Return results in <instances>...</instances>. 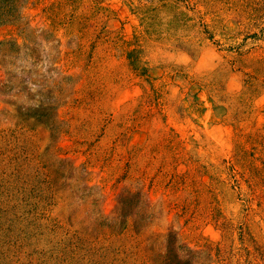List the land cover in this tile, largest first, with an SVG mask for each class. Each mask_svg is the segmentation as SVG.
Here are the masks:
<instances>
[{
	"label": "rangeland",
	"instance_id": "rangeland-1",
	"mask_svg": "<svg viewBox=\"0 0 264 264\" xmlns=\"http://www.w3.org/2000/svg\"><path fill=\"white\" fill-rule=\"evenodd\" d=\"M21 13L0 23L20 46L6 87L0 55V264H264V0ZM43 103L54 132L22 114Z\"/></svg>",
	"mask_w": 264,
	"mask_h": 264
},
{
	"label": "trees",
	"instance_id": "trees-1",
	"mask_svg": "<svg viewBox=\"0 0 264 264\" xmlns=\"http://www.w3.org/2000/svg\"><path fill=\"white\" fill-rule=\"evenodd\" d=\"M28 0H0V23L1 24H18L22 18L21 9L25 7ZM26 30L23 28L21 31ZM17 40H3L0 42V55L3 66L6 69V77L3 81V86L6 87L9 83H15L18 77L12 73V64L14 59L18 57L19 48ZM14 57L13 60L10 59ZM22 81V80H21ZM55 109L53 103H43L40 107L34 111H23V115L26 118H34L37 122L46 125L52 132L56 131L57 123L56 117L53 114Z\"/></svg>",
	"mask_w": 264,
	"mask_h": 264
}]
</instances>
